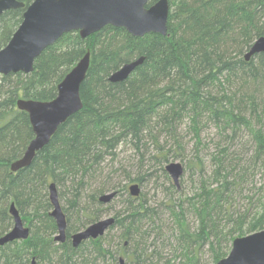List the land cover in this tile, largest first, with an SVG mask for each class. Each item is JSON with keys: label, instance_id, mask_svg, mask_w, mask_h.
<instances>
[{"label": "trees", "instance_id": "trees-1", "mask_svg": "<svg viewBox=\"0 0 264 264\" xmlns=\"http://www.w3.org/2000/svg\"><path fill=\"white\" fill-rule=\"evenodd\" d=\"M19 1L24 7L0 15V49L32 2ZM169 7L164 36L106 26L83 39L71 31L30 73L0 76V237L13 225L11 203L30 231L0 246V264H115L120 257L125 264H216L235 238L264 228V53L244 59L264 36V0H169ZM86 52L81 109L28 167L11 172L34 136L17 101L54 99ZM140 57L125 80L109 81ZM182 127L193 140L189 159L177 150ZM171 159L197 175L196 185L173 184L165 171ZM158 177L163 185L150 198L148 184ZM52 182L66 218L62 243L50 216ZM134 183L138 197L128 191ZM112 191L109 203L98 201ZM106 214L115 221L104 235L74 248L72 234Z\"/></svg>", "mask_w": 264, "mask_h": 264}, {"label": "water", "instance_id": "water-1", "mask_svg": "<svg viewBox=\"0 0 264 264\" xmlns=\"http://www.w3.org/2000/svg\"><path fill=\"white\" fill-rule=\"evenodd\" d=\"M150 0H32L22 14V21L12 34L9 41L0 49V76L33 70L35 59L62 35L77 31L81 38H86L106 26L123 28L133 37H143L154 33L166 35L167 20L170 12L169 0H156L148 5ZM24 7L19 0H0V15L5 11ZM264 53V36L254 40L244 59ZM144 58L127 62L110 74V82L125 80ZM90 62V54L85 55L64 76L57 86V94L50 101L19 99L17 108L28 114L33 138L22 156L10 164V171L17 172L28 167L37 152L48 144L58 127L66 122L81 107L80 86L83 83ZM174 185L178 187L183 174L179 162H170L165 166ZM132 197H138L140 187L134 183L128 187ZM51 204L50 216L54 219L57 234L56 242L66 239V218L58 200L56 185L48 186ZM116 195L115 191L102 194L98 201L109 203ZM9 215L12 217V228L0 237V246L15 240H25L29 237V227L25 225L14 203L9 205ZM115 219L105 217L91 223L84 229L72 234L71 242L74 248L89 239L104 235ZM31 264H36L32 260ZM115 264H125L120 257ZM216 264H264V228L260 231L237 237L232 241L228 255Z\"/></svg>", "mask_w": 264, "mask_h": 264}, {"label": "rangeland", "instance_id": "rangeland-1", "mask_svg": "<svg viewBox=\"0 0 264 264\" xmlns=\"http://www.w3.org/2000/svg\"><path fill=\"white\" fill-rule=\"evenodd\" d=\"M180 134L183 137V143L181 144L182 150L177 149L178 153L182 152V155H183V157L185 159L192 158V155H193V149H192L193 140H192V136L188 134V130L185 127H182V129L180 130ZM206 140H207V134L203 133L202 134L203 143L207 144ZM202 156H203V158L205 157L204 164L206 165V170H207V151H203L202 154H201V157ZM170 162H179L180 164H182L179 159H174V160L171 159ZM196 183H197V175H195V174L193 176L190 175V171H188L186 173L184 172L182 174V176L180 177V179H179V185H196ZM156 185H163V182H162L161 178L158 177L156 182L151 181L148 184L147 189L149 191V197L150 198L152 197L154 192L157 193V190H155ZM65 193H66V196L69 195L67 192H65ZM263 194H264V192H263ZM159 196L161 198H163L164 197V193L162 195H160V193H159ZM63 201L64 200H62V204L64 203ZM108 216H110V214L103 215V217L101 219H103L105 217H108ZM110 239H112V237H110ZM99 264H102V263H99Z\"/></svg>", "mask_w": 264, "mask_h": 264}]
</instances>
